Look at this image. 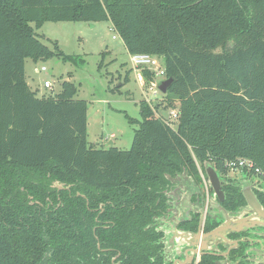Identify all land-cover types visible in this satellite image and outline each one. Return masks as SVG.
I'll return each mask as SVG.
<instances>
[{
	"label": "trees",
	"instance_id": "obj_1",
	"mask_svg": "<svg viewBox=\"0 0 264 264\" xmlns=\"http://www.w3.org/2000/svg\"><path fill=\"white\" fill-rule=\"evenodd\" d=\"M48 22H110L129 55L161 59L177 124L142 101L130 150L93 148L77 87L27 82V59L62 56L37 34ZM237 160L264 181V0H0V264H144L168 179Z\"/></svg>",
	"mask_w": 264,
	"mask_h": 264
},
{
	"label": "rangeland",
	"instance_id": "obj_2",
	"mask_svg": "<svg viewBox=\"0 0 264 264\" xmlns=\"http://www.w3.org/2000/svg\"><path fill=\"white\" fill-rule=\"evenodd\" d=\"M37 34L50 50L55 51L57 45L62 56L45 62L27 59V82L38 97L58 95L63 82L73 83L78 89L75 99L88 103V142L93 148L103 149L113 142V146L121 151L130 150L138 129L130 119L141 120L142 101L153 107L160 104L157 115L167 121L172 120L174 126L177 124L171 116L172 110L178 113V104L169 106L165 95L159 91L155 95V89L150 90L145 81L138 79L131 57L110 22H48L37 30ZM43 67L46 72H41ZM163 81L158 80L159 84ZM45 83H51L53 89H45ZM231 175L238 176L236 173ZM202 177L207 190L209 182L206 176ZM217 210L220 207L213 202L211 211L215 213ZM171 224L174 221L165 223L164 227L167 238L173 243L175 235Z\"/></svg>",
	"mask_w": 264,
	"mask_h": 264
},
{
	"label": "flooded vegetation",
	"instance_id": "obj_3",
	"mask_svg": "<svg viewBox=\"0 0 264 264\" xmlns=\"http://www.w3.org/2000/svg\"><path fill=\"white\" fill-rule=\"evenodd\" d=\"M233 173L238 176L233 177L231 175ZM202 174L201 181L184 173L168 179L162 192L165 201L161 208L157 209L150 223L146 225V230L149 231V246L159 249L144 264H202L207 257L211 264H264V219L258 218L251 212L245 197V192H250L264 209V181L258 176L243 175L234 171H230L228 176L220 174L223 192L222 200H220L211 187L206 190ZM55 183L62 185L64 189L65 184ZM187 190L190 193H187ZM212 197H214L213 200ZM213 202L238 220L250 218V221L243 225V230L238 233L224 232L223 237L218 236L216 239L206 240L208 250L202 255L193 251L185 255L190 247L186 245L179 248L180 241H177L176 245L174 242L171 243V240L167 238L164 224L174 221V224H171L173 233H180L182 239L183 234L186 233L193 236L211 234L222 227L225 222L217 215L219 210L215 213L211 211ZM234 228L239 227L235 225ZM190 241L183 239L182 243L187 244ZM103 251L109 253L112 250ZM120 257L121 253H117L110 258V263L121 264Z\"/></svg>",
	"mask_w": 264,
	"mask_h": 264
},
{
	"label": "water",
	"instance_id": "obj_4",
	"mask_svg": "<svg viewBox=\"0 0 264 264\" xmlns=\"http://www.w3.org/2000/svg\"><path fill=\"white\" fill-rule=\"evenodd\" d=\"M174 80L173 79H165L163 82H161L158 86V90L159 92H161V94L166 95L170 89V87L172 86ZM113 146V142H111L108 147ZM204 172H205V176L208 179L209 185L210 187L214 190L215 195L222 200V196H223V192H222V186H221V180L220 177L218 175V173L216 172L215 168L212 166L211 163H205L204 165ZM56 187L59 189H62L63 186L59 185L58 183H55ZM245 197L247 199L248 202V207L251 209V212L254 213L255 216H257L260 219H264V209L263 207L259 204V202L256 200V198L250 193V192H245ZM217 215L219 217H222L225 222L224 225L222 227H220L217 231L211 233V234H207V235H203L201 236L200 234L198 235H189V233L187 234H183V239L184 240H193V242H189V243H182V235L180 233H174L175 237H174V244H177V241H180L181 245L179 248H182L183 246L188 245L190 247L189 250H187V252H185V255L188 254V252H195V253H199V255H202L204 251L208 250V246H207V241L208 239H216V237H223L222 233L224 232H240L241 230H243V225H245L248 221H250V218H240L238 220V218L233 217L232 214L224 211L223 209L220 208L219 212L217 213ZM235 225H237V227L239 228H234ZM178 235V237L176 236ZM199 240V241H198ZM173 244V245H174ZM195 247H198L197 249H194ZM177 264V263H175ZM186 264V263H184Z\"/></svg>",
	"mask_w": 264,
	"mask_h": 264
},
{
	"label": "built area",
	"instance_id": "obj_5",
	"mask_svg": "<svg viewBox=\"0 0 264 264\" xmlns=\"http://www.w3.org/2000/svg\"><path fill=\"white\" fill-rule=\"evenodd\" d=\"M131 63L133 67L138 70H149L150 72L154 73L155 80L150 84V90H156L155 95L157 94L160 79H166V70L164 65L162 64L161 59L157 57H153L150 55H130ZM47 69L45 67L41 68V72H46ZM44 88L47 90H52L53 85L51 83H45ZM171 119L177 120L178 113L176 111H172ZM172 121V120H170ZM226 167L230 171L238 172L243 174L246 172L247 174L254 169V165L249 160H237L233 162H227ZM256 174L263 176L259 170H256Z\"/></svg>",
	"mask_w": 264,
	"mask_h": 264
},
{
	"label": "crops",
	"instance_id": "obj_6",
	"mask_svg": "<svg viewBox=\"0 0 264 264\" xmlns=\"http://www.w3.org/2000/svg\"><path fill=\"white\" fill-rule=\"evenodd\" d=\"M136 72H137V74H138V79L140 80V81H144V79H143V76H142V74H141V72L142 71H138V70H136Z\"/></svg>",
	"mask_w": 264,
	"mask_h": 264
}]
</instances>
